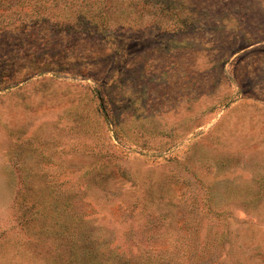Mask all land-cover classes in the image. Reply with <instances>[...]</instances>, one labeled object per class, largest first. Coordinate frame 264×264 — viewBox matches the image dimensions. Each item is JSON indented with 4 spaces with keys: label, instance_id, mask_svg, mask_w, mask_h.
Returning <instances> with one entry per match:
<instances>
[{
    "label": "rangeland",
    "instance_id": "rangeland-1",
    "mask_svg": "<svg viewBox=\"0 0 264 264\" xmlns=\"http://www.w3.org/2000/svg\"><path fill=\"white\" fill-rule=\"evenodd\" d=\"M5 9L0 264H264V0Z\"/></svg>",
    "mask_w": 264,
    "mask_h": 264
},
{
    "label": "trees",
    "instance_id": "trees-1",
    "mask_svg": "<svg viewBox=\"0 0 264 264\" xmlns=\"http://www.w3.org/2000/svg\"><path fill=\"white\" fill-rule=\"evenodd\" d=\"M10 0H0V19H12V15L14 14H11L9 16L6 15V12H7V9H5V7H7V5L9 4ZM33 13V11L31 12ZM18 16V15H17ZM30 16H34L36 17L35 15L31 14ZM32 18V17H31ZM15 19V18H14ZM95 264H105V263H102V262H96Z\"/></svg>",
    "mask_w": 264,
    "mask_h": 264
}]
</instances>
